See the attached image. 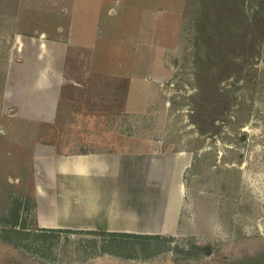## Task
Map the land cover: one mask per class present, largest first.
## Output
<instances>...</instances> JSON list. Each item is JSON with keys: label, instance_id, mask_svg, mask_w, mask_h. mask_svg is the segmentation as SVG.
<instances>
[{"label": "rangeland", "instance_id": "obj_1", "mask_svg": "<svg viewBox=\"0 0 264 264\" xmlns=\"http://www.w3.org/2000/svg\"><path fill=\"white\" fill-rule=\"evenodd\" d=\"M198 2L0 0V230L21 198L19 223L33 228L0 237V264H264V44L223 83L235 102L220 132L201 135ZM155 147L193 159L174 236L42 232L37 197L44 219L73 223V182L54 181L65 161L72 177L69 157Z\"/></svg>", "mask_w": 264, "mask_h": 264}, {"label": "crops", "instance_id": "obj_2", "mask_svg": "<svg viewBox=\"0 0 264 264\" xmlns=\"http://www.w3.org/2000/svg\"><path fill=\"white\" fill-rule=\"evenodd\" d=\"M69 158L67 163L75 169L72 177L62 169L65 161L58 171L62 178L54 181L63 188L73 182V223L44 219L37 197L41 228L160 237L177 233L191 154L165 153L155 147L146 152L82 153Z\"/></svg>", "mask_w": 264, "mask_h": 264}, {"label": "trees", "instance_id": "obj_3", "mask_svg": "<svg viewBox=\"0 0 264 264\" xmlns=\"http://www.w3.org/2000/svg\"><path fill=\"white\" fill-rule=\"evenodd\" d=\"M247 0H199L195 12V79L196 95L193 99L192 119L201 135L214 136L220 132L218 122H225L235 102L232 91L223 88L229 79L240 80L246 66L262 56L264 44V0H251L256 10L253 15L246 11ZM11 210L13 221H4L0 237L13 232L21 235V230H31L21 222L20 213L24 207L22 198ZM36 210V204L32 206ZM28 208V207H27ZM26 210V209H25ZM37 225L36 217L34 218ZM43 233L71 231L41 229ZM31 236L30 232H28ZM27 235V236H28ZM45 235L39 238L47 237ZM38 236V235H36ZM103 236L120 238L119 243L134 244L139 240H161L160 236L103 233ZM54 238V237H50ZM128 240V241H127ZM116 242V241H114ZM124 243V242H123ZM201 247L195 246L198 250ZM211 252L210 248H207Z\"/></svg>", "mask_w": 264, "mask_h": 264}]
</instances>
